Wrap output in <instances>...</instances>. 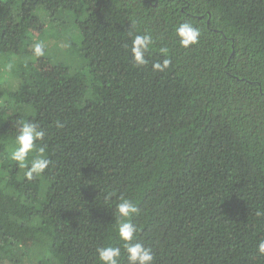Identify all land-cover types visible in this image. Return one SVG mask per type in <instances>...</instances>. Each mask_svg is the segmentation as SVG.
Wrapping results in <instances>:
<instances>
[{
    "label": "trees",
    "instance_id": "obj_1",
    "mask_svg": "<svg viewBox=\"0 0 264 264\" xmlns=\"http://www.w3.org/2000/svg\"><path fill=\"white\" fill-rule=\"evenodd\" d=\"M61 10L57 34L77 45L64 55L80 64L58 58L48 88L11 89L7 56L36 59L30 46L45 34L28 21ZM182 22L201 32L187 49L174 33ZM67 23L77 35L64 40ZM145 32L155 44L136 67L131 41ZM161 47L172 63L154 72ZM11 96L46 133L36 147L52 164L30 181L10 159ZM0 171V247L27 238L34 264H100L105 245L128 264L121 196L139 208L136 242L154 264H264V0H0Z\"/></svg>",
    "mask_w": 264,
    "mask_h": 264
},
{
    "label": "clouds",
    "instance_id": "obj_2",
    "mask_svg": "<svg viewBox=\"0 0 264 264\" xmlns=\"http://www.w3.org/2000/svg\"><path fill=\"white\" fill-rule=\"evenodd\" d=\"M134 23V22H133ZM179 46L189 48L199 43L201 36L200 29L190 22H182L174 29ZM155 40L150 33L134 35L131 41V58L134 66L141 67L149 63L146 53L154 46ZM32 55L36 58L45 56V43L43 40L33 43L31 46ZM159 53L164 59L152 63L154 72H164L171 65L169 58L170 49L161 47ZM9 68L11 65L8 66ZM58 127H62L57 122ZM45 131L38 123L19 121L14 139L15 147L10 153V159L16 162L17 166L24 169V176L27 180H32L42 176L52 161L44 155L45 148L37 149V141H42ZM36 151L37 154L29 159V154ZM139 213L138 206L130 199L121 196L115 205L114 216L116 218L115 227L119 240L122 241V248L127 254L128 264H154L155 257L150 247L137 241L138 227L132 218ZM257 216L264 215V212L257 211ZM259 255L264 256V240L257 246ZM97 259L100 264H120L122 255L121 246L105 245L96 249Z\"/></svg>",
    "mask_w": 264,
    "mask_h": 264
},
{
    "label": "rangeland",
    "instance_id": "obj_3",
    "mask_svg": "<svg viewBox=\"0 0 264 264\" xmlns=\"http://www.w3.org/2000/svg\"><path fill=\"white\" fill-rule=\"evenodd\" d=\"M97 11L104 10V7L101 5L95 6ZM40 11V8L37 10V13ZM41 12V11H40ZM36 13V14H37ZM44 14V19L41 17L34 18L28 21V26L30 31L38 38L40 32L45 30V34L39 37L40 41L43 40L45 47L47 48V54L53 55L54 59L49 61L47 58H30L28 54H16L8 55L7 58L12 62L4 61L11 65V68L8 71L7 84L11 89L18 87L21 81H33L39 88H48L49 81L47 79V73L55 64V60L58 58L67 61V56L71 53L77 51V45L74 43V40H69L66 44L61 42L59 35L57 34L56 23L62 21L67 16L68 12L61 10L54 17L46 16ZM45 18L48 20H45ZM53 18V19H52ZM55 23H54V21ZM51 22L52 24H50ZM63 39L66 40L68 36L76 37L77 32L73 23H67L62 28ZM75 34V36H74ZM65 54V55H64ZM20 59V60H19ZM69 59L75 60V64H80V58L72 56ZM5 69V68H4ZM7 89V88H6ZM10 103H8L7 110L3 113V123L8 128L11 134H16L18 128V122L22 121L21 115L23 111V99H16L15 97H10ZM30 157V155H29ZM1 175V171H0ZM29 244V239H23L20 243H7L0 247V264H34L33 262L27 261L24 258L23 246Z\"/></svg>",
    "mask_w": 264,
    "mask_h": 264
}]
</instances>
